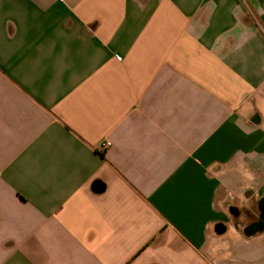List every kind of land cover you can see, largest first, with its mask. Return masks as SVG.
<instances>
[{"label": "crops", "instance_id": "1", "mask_svg": "<svg viewBox=\"0 0 264 264\" xmlns=\"http://www.w3.org/2000/svg\"><path fill=\"white\" fill-rule=\"evenodd\" d=\"M263 216L264 0H0V264H264Z\"/></svg>", "mask_w": 264, "mask_h": 264}, {"label": "water", "instance_id": "2", "mask_svg": "<svg viewBox=\"0 0 264 264\" xmlns=\"http://www.w3.org/2000/svg\"><path fill=\"white\" fill-rule=\"evenodd\" d=\"M264 229V216L262 217L261 221L259 223H256L252 226H250L247 230L246 233L248 235H253L256 234L259 231H262ZM227 230V228L225 226H219V233H225V231Z\"/></svg>", "mask_w": 264, "mask_h": 264}, {"label": "built area", "instance_id": "3", "mask_svg": "<svg viewBox=\"0 0 264 264\" xmlns=\"http://www.w3.org/2000/svg\"><path fill=\"white\" fill-rule=\"evenodd\" d=\"M110 146V143L105 144V148H108Z\"/></svg>", "mask_w": 264, "mask_h": 264}]
</instances>
